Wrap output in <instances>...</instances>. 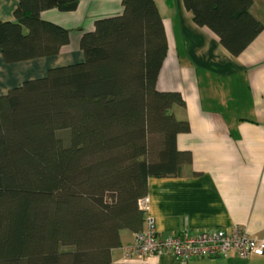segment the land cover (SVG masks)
I'll use <instances>...</instances> for the list:
<instances>
[{
	"label": "trees",
	"instance_id": "trees-1",
	"mask_svg": "<svg viewBox=\"0 0 264 264\" xmlns=\"http://www.w3.org/2000/svg\"><path fill=\"white\" fill-rule=\"evenodd\" d=\"M79 1L16 0L13 20L0 19L3 60L61 52L69 30L41 12L73 11ZM182 1L233 55L263 29L253 0ZM122 7L81 32V61L0 94V264L111 263L122 231L144 227L147 179L189 160L176 145L189 129L176 112L184 100L156 87L167 51L156 0Z\"/></svg>",
	"mask_w": 264,
	"mask_h": 264
},
{
	"label": "crops",
	"instance_id": "crops-1",
	"mask_svg": "<svg viewBox=\"0 0 264 264\" xmlns=\"http://www.w3.org/2000/svg\"><path fill=\"white\" fill-rule=\"evenodd\" d=\"M15 4L0 0L1 20H13ZM156 5L167 41L156 87L177 91L184 100L176 112L189 129L177 135L176 145L189 153V160L175 175L147 179L145 216L163 236L180 230L228 231L238 225L264 240V0H253L251 6L263 29L238 55L211 30L198 26L182 0H156ZM122 10V0H80L73 11L41 12V18L69 30L70 44L57 55L12 63L0 53V94L45 75L50 67L81 61V32ZM131 241L132 232L121 233L122 245L113 250L109 264H264V254L244 259L234 250L226 257L185 262L171 253L125 261L122 247Z\"/></svg>",
	"mask_w": 264,
	"mask_h": 264
},
{
	"label": "built area",
	"instance_id": "built-area-1",
	"mask_svg": "<svg viewBox=\"0 0 264 264\" xmlns=\"http://www.w3.org/2000/svg\"><path fill=\"white\" fill-rule=\"evenodd\" d=\"M143 212L148 210V197L138 200ZM125 261L142 262L151 256L171 253L176 258L187 261L193 257H226L231 251L241 258L264 254V240L248 234L244 228L234 225L230 230L211 228L189 233L180 230L163 236L156 231L153 219L146 217L144 227L132 233V241L122 247Z\"/></svg>",
	"mask_w": 264,
	"mask_h": 264
},
{
	"label": "rangeland",
	"instance_id": "rangeland-1",
	"mask_svg": "<svg viewBox=\"0 0 264 264\" xmlns=\"http://www.w3.org/2000/svg\"><path fill=\"white\" fill-rule=\"evenodd\" d=\"M154 135H152V137H153ZM122 194H124V195H128V193L127 192H123ZM145 196V195H144ZM143 197V196H142ZM125 232H127L126 230H123L122 231V233H125Z\"/></svg>",
	"mask_w": 264,
	"mask_h": 264
}]
</instances>
